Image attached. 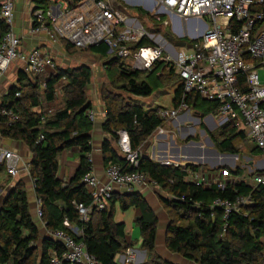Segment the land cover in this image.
Instances as JSON below:
<instances>
[{
	"label": "trees",
	"instance_id": "1",
	"mask_svg": "<svg viewBox=\"0 0 264 264\" xmlns=\"http://www.w3.org/2000/svg\"><path fill=\"white\" fill-rule=\"evenodd\" d=\"M33 1L37 8L48 6L47 0ZM256 9L264 13V4ZM5 32L7 26L0 20V35ZM60 44L67 50H76L63 40ZM142 45L153 43L144 38L134 47ZM80 50H88L90 54L105 59L103 69L107 89L99 92L105 107L102 131L115 142L117 132L126 131L131 151L138 154V166L135 168L108 141H104L102 153L105 165H119L123 172L146 173L170 196V199L159 198L170 218L166 230L167 249L196 264H264V186H252L246 179H241L227 183L223 190L216 186L203 188L188 182L182 168L163 166L139 154L143 143L165 121L157 117L160 108L145 110L130 97L151 96L155 89L147 79L158 70L157 79L164 81L166 87H175L172 104L177 107L183 97V87L173 68L167 69V66L157 62L153 70L144 73L114 55L109 56L103 44ZM55 69L56 73L44 80L45 89L41 93L40 81L30 77L23 69L18 70L16 83L0 97V111L10 110L18 116L16 121L11 122L0 114V138L20 141L31 152L29 176L34 194L42 203L40 220L46 231L70 233L100 264H118L116 256L129 246L125 240L124 225L114 222V204L118 202L122 211L135 207L141 211L138 227L142 247L154 257L157 220L136 192L112 194L108 208L102 211L93 209L88 221L79 220L75 204H91V197L82 184V178L91 167L92 121L86 114L92 109L86 95L91 69L85 64L71 69H60L55 65ZM58 88L63 105L46 116L42 123L44 113L35 112V108L41 102H54ZM184 101L204 116L216 114V102L201 100L193 93ZM209 137L218 153L238 156L234 142L245 138V135L223 125L219 127L217 136L210 134ZM71 148L79 151V166L74 176L63 182L57 178L58 156ZM253 150L257 152L256 148ZM3 168L5 166L0 163V171ZM186 168L194 173L200 169L194 165H186ZM229 173L239 177L242 170L236 168ZM255 173L249 174L250 179ZM238 196H249L251 203L238 213H230L225 220L222 209L211 208L212 202L218 198L234 201ZM50 251L59 255L63 247L48 236L41 237L29 212L25 185L18 181L6 191L0 204V264H51Z\"/></svg>",
	"mask_w": 264,
	"mask_h": 264
},
{
	"label": "built area",
	"instance_id": "2",
	"mask_svg": "<svg viewBox=\"0 0 264 264\" xmlns=\"http://www.w3.org/2000/svg\"><path fill=\"white\" fill-rule=\"evenodd\" d=\"M47 1L45 9L37 8L34 3L30 6L27 35L43 36L49 46H35L24 51L21 37L13 31L14 0H0V20L7 26V32L0 35V81L10 64L17 60L23 65L26 74L40 81V88L44 90V80L56 73L50 46L60 44L62 40L76 49L103 44L108 54L140 71L150 72L152 66L161 60L167 69L173 68L183 87V97L177 107L160 108L157 111L159 120L175 121L180 114L189 111L185 97L196 94L201 100L218 103L215 117L219 127L228 125L237 133L242 132L264 157V83L260 82L258 75V69L264 65V31L254 35L256 28L264 21V13L256 9L264 4V0H143L147 4L145 9L156 20L161 14H167L181 20H197L204 26L201 37L182 48H173L160 37L156 39L154 35H149L137 19L127 13L128 0H72L73 5L62 0ZM162 25L167 26L169 22L165 21ZM144 38L153 42V45L138 48L128 46L136 45ZM162 43L168 46L167 49ZM35 112L44 113L41 118L44 123V118L53 111L40 105L35 108ZM0 114L11 122L18 119L10 110H1ZM86 114L91 121L95 117L93 111ZM156 131L158 134L164 132L161 127ZM117 135L120 154L130 166L136 168L138 154L131 151L128 134L121 130ZM40 139L43 137L40 136ZM19 162L17 153L0 148V163L4 164L9 176L14 177L18 173ZM159 164L182 168L188 182L203 188L216 186L223 190L227 184L222 178L226 175L224 172L211 178L206 177L203 171L199 175L191 172L179 161L169 159ZM26 170L29 172V166ZM104 174L106 182L94 174L91 164L82 178L91 204H75L79 220L88 221L93 209L102 211L108 208L113 186L128 190L157 186L146 173L123 172L115 164H108ZM251 185L264 186V170L254 174ZM250 203L249 196H238L234 201L218 198L212 202L211 208L222 209L225 220L230 213H238ZM36 205V215L41 219V200L36 198ZM71 230L77 233L75 228ZM47 236L63 247L59 255L50 251L51 264H100L70 233L51 230L47 231ZM262 241L264 243V237ZM124 253L121 264H133L135 256L132 249L127 248Z\"/></svg>",
	"mask_w": 264,
	"mask_h": 264
},
{
	"label": "crops",
	"instance_id": "3",
	"mask_svg": "<svg viewBox=\"0 0 264 264\" xmlns=\"http://www.w3.org/2000/svg\"><path fill=\"white\" fill-rule=\"evenodd\" d=\"M20 1H22L24 4V0H19V2ZM32 4L33 3H31V5ZM17 6H18V2L15 4V13H14L15 20H17V16H18L17 9L19 10V7L17 8ZM23 9L24 7L22 8V11ZM127 13L130 15L129 11ZM169 18H170L169 26L171 25L172 31L179 37L186 36V37H189L191 41H195L201 37L202 33L205 30L204 26H202L201 23L197 20H181L175 17H169ZM29 24H30V14L28 10V20L26 22V28H28ZM14 33L17 36L21 37V41H22L21 47H22V50L24 51H28L35 46H44V45L49 46L48 43L44 42L43 36L29 37L27 35V29L20 30V31L16 30ZM161 40L165 41L162 38ZM162 44L164 48L167 49L168 46L165 43H162ZM167 44L170 45L169 43ZM184 46H187V45L177 42L175 47L182 48ZM50 47L51 49H53V47H56V46L54 45ZM56 48L59 49V46H57ZM51 55H52V51H51ZM96 57L100 58L99 56H93L90 60L92 63L87 64V66H89L91 69V81H90L91 84L88 85L87 87L93 86V80L94 81L98 80V76H100L99 80H101V84H106L107 82L103 67L101 70H94L97 64V63L95 64L94 62L98 60ZM20 69H23V67L15 69V73H11V75L9 74L7 78L5 77V74H4V76L2 77L0 81V97L6 93V90L10 85H13L16 83L17 81L16 74H17V71ZM167 89L169 90L172 89V95L170 96V98L162 97L164 93L158 91L156 94L157 95L156 97L151 95L146 98L130 97V99L145 110L152 109V108H161L158 105L159 101L169 99L168 102L170 106L164 105V106H169V107H164V108L170 109V108H173L172 100H173V93H174L175 87L173 88L168 87ZM98 90L100 92V89ZM99 92L97 93V89H95L94 96H92V98L89 99L91 106H92V109L90 111H93L95 114V117L92 120V130L90 132V138H91L90 158H91V164H92V169H93L94 174L102 182H106V178L104 174L106 165L104 163V158H103V153H102L103 142L108 141L114 149H116L118 152L119 150L117 147V141L116 142L113 141L111 136L108 133H104L102 131V124L105 120V107H104L103 102L100 99ZM54 103L55 101L50 104H45L41 102V106L43 108H46V106L52 105ZM189 107H190L189 111L183 114H180L178 118L173 122L176 128H183V124L185 122L187 123L190 122L191 124L193 120H196L193 118L192 115H189V113H193L195 116L204 117V121H208L209 122L208 125L211 127L212 125H214L213 127L215 128L219 127L217 124L216 117H214L216 119V123H214L213 121V116L215 115L204 116L202 113L199 112V110L193 108L192 106H189ZM197 121L200 122L199 119H197ZM188 130L192 132V127H188ZM187 133H190V132L187 131ZM161 137L162 136L160 135L157 136V138H161ZM156 146L158 147L159 143H156L155 145L152 144L150 147L151 148L150 150L149 149L142 150V146H141L139 150L140 151L139 154L142 156L148 157L150 160L154 161L155 156L159 155V153L155 152ZM0 148L15 152L20 158V162L18 165V173L14 177L10 176V181L6 186V191L12 188L18 181H22L24 183L27 196H28L30 215L32 216L34 222L37 224L41 237L42 238L47 237V231L44 225L42 224V221L36 215V210H37L36 196L34 194L33 183L29 176V172L26 170V167L29 166V162L31 160V152L24 145V143L20 141H12V140H6V139H1V138H0ZM169 151L171 150L167 148V152H165L166 154H162V158L160 159L176 160V155L175 156L173 155V157H170L169 156L170 154H168ZM204 159H206V157H202V160ZM209 159H214V158L209 157ZM218 160H219L218 166H221L220 164H222L221 166L222 168L220 167L217 168L218 170H216V172L214 173L205 172L204 168H200L199 171L196 173L199 175L201 171H203L206 177L208 176L212 178V177L218 176L217 174L224 172L226 175L225 176L223 175L222 178L225 179L226 183L234 182L236 178L227 172L228 168H223L224 166L230 165L231 162L228 160L222 159V158H219ZM235 162L233 166H235L236 164ZM78 166H79V151L77 148H71V149L62 151L58 156L57 178L63 182H68L74 176ZM248 166L250 168L249 169L250 171H254L256 173L263 171L264 170V157L257 151V154L250 160ZM132 192H136L142 196V198L144 199L147 206L150 208V210L152 211V213L154 214L157 220L155 248H154L155 256L152 257L149 255L148 251L142 247V238H141L139 227H138V219L141 216L140 209L131 207L127 209L126 211H122L119 207L118 202L114 204V222L122 223L124 225L125 240L129 246L128 248L132 249V251L134 252V256H135V261L133 264H196L194 262L186 260L185 258H183L182 256L176 253L170 252L166 247V230H167V226H168L170 218L167 213V210L164 208L159 198L163 197L166 199H170V196L167 193H165L163 190H161L158 186L135 187L132 190H128L127 188H124V187L113 186V194H116V195H124V194H129ZM4 195L0 197V204H1L2 199L4 198ZM124 252L116 256L115 260L118 264H121L123 262L124 255H125Z\"/></svg>",
	"mask_w": 264,
	"mask_h": 264
},
{
	"label": "rangeland",
	"instance_id": "4",
	"mask_svg": "<svg viewBox=\"0 0 264 264\" xmlns=\"http://www.w3.org/2000/svg\"><path fill=\"white\" fill-rule=\"evenodd\" d=\"M63 2L66 1L69 4L73 5V1L72 0H62ZM142 3H141V2ZM128 0V3L130 4H126L128 6L129 9V13L131 17H134L137 19V21L140 23V25L144 28V30L149 34V35H154V37L157 39L159 36L164 39L167 43H169L173 48L176 46V43H183L185 45H189L191 43H193L191 41V39L189 37L183 36V37H179L177 36L171 28V25H167V26H163L162 23L165 21L170 22V18L167 14H161L159 17V19L156 20V17L151 15V12L147 9H145L147 6L146 3H144L143 0ZM18 2V6L19 10L17 9V20L14 19L13 21V31L15 32L16 30H26V22L28 20V10H29V6H31V3H33V0H24V4L22 1L19 2V0H14V3L16 4ZM27 3V4H26ZM24 7L23 11L22 8ZM29 7V8H28ZM204 21H206L204 19ZM120 28V26L118 27ZM184 31V30H183ZM261 31H264V21L256 28V31L254 33V35H258ZM184 33V32H183ZM154 39V38H153ZM153 43V42H152ZM56 47L59 46V49H57L56 47H53L52 51V57L54 59V63L55 65L60 68V69H71V68H75L78 67L80 65H84V64H91L92 62L90 61L91 58L93 56H99L96 54H90L88 52V50H80V49H71V50H67L65 49L61 44L55 45ZM128 46L131 48L135 45L133 44H128ZM111 56V55H109ZM100 57V56H99ZM97 61L94 62L96 64V67L94 70H101L103 67V62L105 61V59L103 58H98L96 57ZM160 63H162V61H159ZM163 64V63H162ZM23 65L21 63H19V61L15 60L13 61L10 66L8 67L6 73H5V77L7 78V76L11 73H15V69L17 68H22ZM155 68V65L152 66V70ZM158 71V70H157ZM156 71V72H157ZM144 72L145 71H142ZM155 74H153L152 76H150L147 81L149 83H151L154 86V92L152 93V96L156 97L157 92H162L164 93L162 95V97L164 98H170V96L172 95V89H167L169 87H166V85L164 84V81L162 82L161 80L157 79V75L159 74V71ZM258 75H259V79L261 83H264V65L261 66L260 69H258ZM100 76H98V80H93V86H89L86 88V95L88 99H91L92 96H94V91L95 89H97V93L99 92L98 89H103L106 88L105 84H101V80ZM105 79V78H104ZM106 82V81H105ZM107 83V82H106ZM91 84V83H90ZM89 84V85H90ZM114 92H119L117 89H113ZM43 92L42 89H40V93ZM123 97H126L124 94H122ZM169 99L166 100H160L159 101V107L164 108V107H169ZM63 105L62 102V94H61V90L58 88L57 89V93H56V99H55V103L49 106H46V108H50L53 111H56L58 109H60ZM164 105H169V106H164ZM185 113V112H183ZM182 113V114H183ZM189 115H192L194 119L192 123L190 124L185 122L183 124V128H176V126L174 125V121H168L165 122L163 124V126L161 127L163 129V134H158L157 131H155L152 136H150L147 140L146 143L144 142V144L142 145V150L145 149H151V145L152 144H156L159 143V146L155 147V152L159 153V155H156L154 158V162L159 163L160 161H164L160 158H162V154H166L165 152H167V148L171 151L168 152V154H170V157H173V155L180 157V159L178 160L180 162V164L182 165H186L187 162H192L193 164H197L198 161L194 160L192 157H198L197 152L193 151V150H184V147L187 145L188 142L192 141L194 143H199L201 144L202 148L204 149H214L215 147H211L207 141H206V137H209L210 134L216 135L218 134V130L219 127H213L214 125L209 126V122L208 121H204V117L201 116H195L193 113H189ZM215 116H213V121L214 123H216V119L214 118ZM197 119H199L200 122L197 121ZM194 123V124H193ZM190 124V125H189ZM189 125V126H188ZM188 127H192V132L188 130ZM190 132V133H187ZM162 136L161 138H157V136ZM210 138V137H209ZM211 140V139H210ZM212 141V140H211ZM213 143V142H212ZM235 147L237 148V150L239 151V155L237 156V158L235 159V166H233L234 164H230L228 166H224L223 168H228L227 172L229 173V170H235L236 168H239L240 170H242V175L239 177H235L236 181L237 180H247V182H252V179H250L249 174L254 173V171H250L249 169V162L250 160L257 154L256 151H254L253 149L256 148L255 145L249 140L247 139V137L245 138H239L237 140H235L234 142ZM176 149H178V151H176ZM189 154L190 157L189 158ZM189 158V160H186L185 158ZM202 157H206V160H202L201 164L194 165L197 166L198 168H204L205 172H211L214 173L216 172L217 168H222V164H220L221 166H217L216 168H212L211 164L215 163L216 159H209V157H215L213 155L207 154L205 156L204 152L202 153ZM177 162V160H174ZM219 161V160H218ZM218 164V162H217ZM4 165V164H2ZM232 165V166H231ZM230 168V169H229ZM199 171V169L197 170V172ZM10 181V176L7 174L5 168H3L0 171V188L2 189V191L0 192V197H2L4 195V193H6V186Z\"/></svg>",
	"mask_w": 264,
	"mask_h": 264
},
{
	"label": "water",
	"instance_id": "5",
	"mask_svg": "<svg viewBox=\"0 0 264 264\" xmlns=\"http://www.w3.org/2000/svg\"><path fill=\"white\" fill-rule=\"evenodd\" d=\"M175 18H177V19H179L178 17H175ZM155 43V42H154ZM206 141H207V143L211 146V147H213V143H212V141L210 140V138L209 137H206ZM193 150V151H195V152H197V154H198V157H192L194 160H197L198 161V163L197 164H195V165H199V164H201V162H202V153L204 152V154H205V156L207 155V154H210V155H213V156H215V158H219V157H221V158H223V159H225V160H228V161H230L232 164H234V162H235V159L237 158V156L236 155H231V154H221V153H218L215 149H210V150H208V149H204V148H202V146H201V144H199V143H194V142H192V141H190V142H188L187 143V145L184 147V150ZM176 151H178V149H176ZM189 158H191L190 157V154H189ZM189 158H185L186 160H189ZM180 159V157H178V156H176V160L178 161ZM206 160V159H205ZM217 162H218V159H216V161H215V163H212L211 164V167L212 168H216L217 166H218V164H217ZM186 165H193V163L192 162H187L186 163Z\"/></svg>",
	"mask_w": 264,
	"mask_h": 264
},
{
	"label": "bare ground",
	"instance_id": "6",
	"mask_svg": "<svg viewBox=\"0 0 264 264\" xmlns=\"http://www.w3.org/2000/svg\"><path fill=\"white\" fill-rule=\"evenodd\" d=\"M140 1V0H139ZM211 158H214V159H219V158H221V157H219V158H215V157H211ZM223 159V158H222Z\"/></svg>",
	"mask_w": 264,
	"mask_h": 264
}]
</instances>
